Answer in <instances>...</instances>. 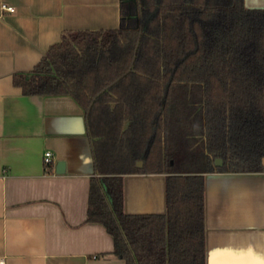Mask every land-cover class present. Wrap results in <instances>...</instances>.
Returning a JSON list of instances; mask_svg holds the SVG:
<instances>
[{"label": "trees", "instance_id": "trees-1", "mask_svg": "<svg viewBox=\"0 0 264 264\" xmlns=\"http://www.w3.org/2000/svg\"><path fill=\"white\" fill-rule=\"evenodd\" d=\"M121 15L115 30L64 32L14 85L83 108L88 222L105 227L118 258L206 264L205 176L264 172V9L122 0ZM138 174L166 175V213L125 212L124 178Z\"/></svg>", "mask_w": 264, "mask_h": 264}, {"label": "crops", "instance_id": "crops-1", "mask_svg": "<svg viewBox=\"0 0 264 264\" xmlns=\"http://www.w3.org/2000/svg\"><path fill=\"white\" fill-rule=\"evenodd\" d=\"M245 4L264 9V0ZM121 5L122 0H0L4 264H126L114 254L105 227L88 222L95 165L83 108L71 96H26L14 85V75L31 72L64 32L120 28ZM47 151L53 153L51 171L44 162ZM124 210L166 213V175L126 176ZM205 224L206 264L264 261V172L207 174Z\"/></svg>", "mask_w": 264, "mask_h": 264}, {"label": "built area", "instance_id": "built-area-1", "mask_svg": "<svg viewBox=\"0 0 264 264\" xmlns=\"http://www.w3.org/2000/svg\"><path fill=\"white\" fill-rule=\"evenodd\" d=\"M4 9L8 10V11H14L13 8L8 7L7 5L3 6ZM44 162L46 164V166H49L53 163V153L50 151H47L44 155ZM0 264H4L3 262H0Z\"/></svg>", "mask_w": 264, "mask_h": 264}, {"label": "snow or ice", "instance_id": "snow-or-ice-1", "mask_svg": "<svg viewBox=\"0 0 264 264\" xmlns=\"http://www.w3.org/2000/svg\"><path fill=\"white\" fill-rule=\"evenodd\" d=\"M220 264H255V262L252 261H236V260H224L220 262ZM260 264H264V261H261Z\"/></svg>", "mask_w": 264, "mask_h": 264}, {"label": "water", "instance_id": "water-1", "mask_svg": "<svg viewBox=\"0 0 264 264\" xmlns=\"http://www.w3.org/2000/svg\"><path fill=\"white\" fill-rule=\"evenodd\" d=\"M143 165H144V162H143V161H140V162L137 163V167H138V168H142ZM222 165H223V161H222L221 159H218V160L216 161V166H217V167H220V166H222ZM62 168H64V163H63V162H61V163L58 165V171L60 172V169H62ZM61 171H62V170H61Z\"/></svg>", "mask_w": 264, "mask_h": 264}]
</instances>
